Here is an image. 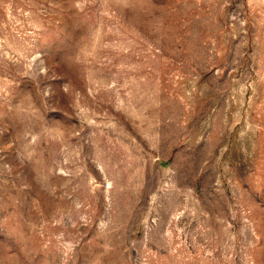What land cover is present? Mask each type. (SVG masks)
<instances>
[{"label":"rangeland","instance_id":"obj_1","mask_svg":"<svg viewBox=\"0 0 264 264\" xmlns=\"http://www.w3.org/2000/svg\"><path fill=\"white\" fill-rule=\"evenodd\" d=\"M0 264H264V0H0Z\"/></svg>","mask_w":264,"mask_h":264}]
</instances>
